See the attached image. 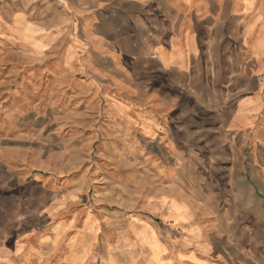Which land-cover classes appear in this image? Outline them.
<instances>
[{
  "label": "crops",
  "instance_id": "0c3cea01",
  "mask_svg": "<svg viewBox=\"0 0 264 264\" xmlns=\"http://www.w3.org/2000/svg\"><path fill=\"white\" fill-rule=\"evenodd\" d=\"M69 2V21L55 26L74 23L90 58L111 62L101 72L151 109L153 133L172 139L179 131L199 145L173 154L181 172L193 162L196 183L181 180L139 202L144 213L132 221L135 242L126 249L134 254L119 260L111 249L103 264H264V0ZM44 204L39 195L0 197V264H45L75 225L51 223ZM154 217L180 229V245L161 240ZM97 230L85 221L64 261L53 255L50 264H88Z\"/></svg>",
  "mask_w": 264,
  "mask_h": 264
},
{
  "label": "rangeland",
  "instance_id": "374dc122",
  "mask_svg": "<svg viewBox=\"0 0 264 264\" xmlns=\"http://www.w3.org/2000/svg\"><path fill=\"white\" fill-rule=\"evenodd\" d=\"M69 3L0 0V197L39 195L51 223L74 221L45 264L53 255L64 261L65 244L88 219L98 228L88 264H103L111 249L119 260L134 254L126 249L135 242L132 221L144 213L139 202L181 180L196 183L193 162L186 159L181 172L173 154L199 145L180 139L179 131L172 139L153 133L151 109L101 72L111 62L92 60L93 50L75 41L70 22L55 26L69 21ZM154 218L161 240L180 245V229ZM4 241L0 235V246Z\"/></svg>",
  "mask_w": 264,
  "mask_h": 264
}]
</instances>
